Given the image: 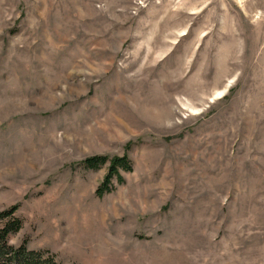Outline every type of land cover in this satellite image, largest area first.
Returning a JSON list of instances; mask_svg holds the SVG:
<instances>
[{
    "label": "rangeland",
    "instance_id": "1",
    "mask_svg": "<svg viewBox=\"0 0 264 264\" xmlns=\"http://www.w3.org/2000/svg\"><path fill=\"white\" fill-rule=\"evenodd\" d=\"M15 205L61 264H264V0H0Z\"/></svg>",
    "mask_w": 264,
    "mask_h": 264
},
{
    "label": "trees",
    "instance_id": "2",
    "mask_svg": "<svg viewBox=\"0 0 264 264\" xmlns=\"http://www.w3.org/2000/svg\"><path fill=\"white\" fill-rule=\"evenodd\" d=\"M110 162L109 170L104 177V181L97 189L98 196H103L113 177L119 181L123 180L120 169L131 170L132 166L128 156H115L109 159L106 156H93L82 161L88 167L99 168L103 164ZM17 205L0 212V264H61L56 255L48 251L35 250L28 247L27 242L19 246H14L10 237L18 233L23 228V218L19 217Z\"/></svg>",
    "mask_w": 264,
    "mask_h": 264
}]
</instances>
